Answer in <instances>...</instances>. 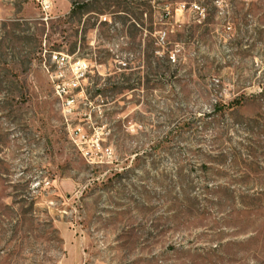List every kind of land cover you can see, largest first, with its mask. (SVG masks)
Returning <instances> with one entry per match:
<instances>
[{
  "label": "rangeland",
  "instance_id": "obj_1",
  "mask_svg": "<svg viewBox=\"0 0 264 264\" xmlns=\"http://www.w3.org/2000/svg\"><path fill=\"white\" fill-rule=\"evenodd\" d=\"M50 2L0 0V264H264V0Z\"/></svg>",
  "mask_w": 264,
  "mask_h": 264
},
{
  "label": "built area",
  "instance_id": "obj_2",
  "mask_svg": "<svg viewBox=\"0 0 264 264\" xmlns=\"http://www.w3.org/2000/svg\"><path fill=\"white\" fill-rule=\"evenodd\" d=\"M39 2L40 8L41 10L46 14L47 11L50 10L51 8V2L50 0H37ZM183 5V4H182ZM168 13V12H167ZM53 57L57 60V61H64L65 60V56L62 54H57L54 53ZM82 75V72H80V76ZM67 103L71 102V99H66ZM78 264H109L106 262H93V261H89L86 258H84L83 260H81Z\"/></svg>",
  "mask_w": 264,
  "mask_h": 264
},
{
  "label": "crops",
  "instance_id": "obj_3",
  "mask_svg": "<svg viewBox=\"0 0 264 264\" xmlns=\"http://www.w3.org/2000/svg\"><path fill=\"white\" fill-rule=\"evenodd\" d=\"M78 260L77 259H73V260H70L67 264H78Z\"/></svg>",
  "mask_w": 264,
  "mask_h": 264
},
{
  "label": "trees",
  "instance_id": "obj_4",
  "mask_svg": "<svg viewBox=\"0 0 264 264\" xmlns=\"http://www.w3.org/2000/svg\"><path fill=\"white\" fill-rule=\"evenodd\" d=\"M166 13V12H165Z\"/></svg>",
  "mask_w": 264,
  "mask_h": 264
}]
</instances>
